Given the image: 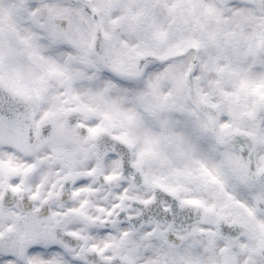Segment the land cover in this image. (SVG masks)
Here are the masks:
<instances>
[{"label": "snow or ice", "instance_id": "snow-or-ice-1", "mask_svg": "<svg viewBox=\"0 0 264 264\" xmlns=\"http://www.w3.org/2000/svg\"><path fill=\"white\" fill-rule=\"evenodd\" d=\"M0 264H264V0H0Z\"/></svg>", "mask_w": 264, "mask_h": 264}]
</instances>
